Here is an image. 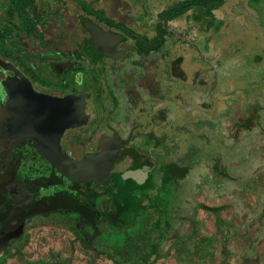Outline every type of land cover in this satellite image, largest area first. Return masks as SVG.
<instances>
[{
  "label": "rangeland",
  "instance_id": "1",
  "mask_svg": "<svg viewBox=\"0 0 264 264\" xmlns=\"http://www.w3.org/2000/svg\"><path fill=\"white\" fill-rule=\"evenodd\" d=\"M33 1L28 12L40 16L34 32L39 36L26 34L10 2L0 0L5 45L38 58L36 47L66 50L82 42L85 34L75 20L77 13L86 14L80 5ZM84 1L131 33L121 46L130 49L137 36L153 38L158 15L182 0ZM201 11L193 8L169 22L157 52L140 57L133 52L115 66L107 62L94 119L111 113L109 124L132 140L149 131L163 133V160L194 166L176 202L177 234L151 251L144 264H264V0H226L214 18L196 19ZM258 55L260 63L254 61ZM92 68L98 83L99 67ZM253 104L261 107L258 121L237 138L235 122ZM216 161L232 180L212 174ZM75 241V235L56 228L38 229L19 256L0 264H118ZM196 246H206L205 252L194 255Z\"/></svg>",
  "mask_w": 264,
  "mask_h": 264
},
{
  "label": "flooded vegetation",
  "instance_id": "2",
  "mask_svg": "<svg viewBox=\"0 0 264 264\" xmlns=\"http://www.w3.org/2000/svg\"><path fill=\"white\" fill-rule=\"evenodd\" d=\"M35 16L39 18L28 25L30 29L19 20L22 30L31 36H39L34 32L40 16L36 12L30 18ZM83 17L103 33L120 35L123 39L109 44L101 42V52L92 50ZM75 20L85 34L82 42L66 50L36 47L41 55L38 58L8 47L0 40V261L19 256L38 229L68 232L83 247V238L88 235L89 244H93L91 237L98 231L85 220L96 214L100 229L105 223L101 213L113 210L106 194L99 193L116 190L112 188L115 176L130 170L137 157V162L151 166L150 179L153 174L150 153L157 150L152 146L154 141L150 135L166 143L163 133L157 135L150 131L134 140L124 138L109 124L111 113L95 120L96 109L93 110L103 90L99 84L107 62L112 66L121 64L133 52L139 57L148 56L162 45L156 51L139 52L135 39L133 47L123 48L132 35L122 25L112 20L120 28L110 27L87 12L77 13ZM109 45L111 52L103 54ZM92 66L99 67L98 83L93 80L96 76H92ZM136 129L133 127L131 132ZM62 185L70 191H53ZM30 194L36 195V199L31 195L24 202V196ZM140 196L134 194L128 199L138 201ZM13 208V212L6 214Z\"/></svg>",
  "mask_w": 264,
  "mask_h": 264
},
{
  "label": "trees",
  "instance_id": "3",
  "mask_svg": "<svg viewBox=\"0 0 264 264\" xmlns=\"http://www.w3.org/2000/svg\"><path fill=\"white\" fill-rule=\"evenodd\" d=\"M13 8V11L19 18L22 25L25 27L39 18L35 16L30 18L27 8L33 6V0H8ZM80 4L88 13V15L96 16L100 21L105 22L110 27L120 28L112 20L104 18L100 11H93L89 4L84 0H74ZM226 0H182L169 8L163 10L158 15L159 23L156 28V34L152 39L143 37L136 38V47L139 52L156 51L165 42L167 34L166 26L169 22L174 21L186 15L193 8L202 9L201 12L195 15L196 19L214 18L215 11L220 9ZM34 20V21H33ZM30 26V25H29ZM31 27H28L30 29ZM5 35L0 34V40H4ZM256 63H260L261 56L254 58ZM261 107L253 104L247 111L246 116H240V120L235 122L233 134L238 138L241 132L252 130L253 125L258 121ZM241 115V114H240ZM153 139V145L157 150H152V159L149 161L153 167V174L150 177L146 186L138 188H123L114 194H106L109 206L113 209L111 212L106 211L101 213L100 217L105 222L100 229L97 225L100 218L96 214H91L85 220L86 223H91L97 229L98 234L92 236L93 244H89L90 236H84L83 245L85 248L94 252H100L104 256L109 257L114 263L118 264H144L145 257L153 250H157L163 245L171 235H176L177 231L174 227V219L177 214L176 202H178L180 188L182 183L189 177L194 169L193 165H182L175 159L163 160L166 155L162 144V138L156 135H150ZM148 146V145H147ZM151 146V147H152ZM148 152V149H144ZM139 157H137V160ZM137 160L132 164V168L137 165ZM131 168V169H132ZM212 174L224 179L232 180V177L226 171V168L221 162L213 163ZM122 174L115 176V181L112 188H116L121 184ZM139 192V193H138ZM141 194L139 200L132 206L126 208L118 214V207H123L124 202L131 195ZM205 209H210L214 212L220 211L219 208H209L201 205ZM215 226L218 231H222V221L217 218ZM76 231L77 227L74 228ZM93 231V233H97ZM89 232V230H88ZM193 235H196L194 231ZM211 241V240H210ZM209 241V242H210ZM206 246L194 248V255L200 256L205 252ZM1 260V259H0ZM1 262V261H0ZM29 264H45L41 262H33Z\"/></svg>",
  "mask_w": 264,
  "mask_h": 264
},
{
  "label": "water",
  "instance_id": "4",
  "mask_svg": "<svg viewBox=\"0 0 264 264\" xmlns=\"http://www.w3.org/2000/svg\"><path fill=\"white\" fill-rule=\"evenodd\" d=\"M82 22H83V26L84 28L90 33V38L88 40V45L92 50H96V51H100L102 50L100 47V43L101 42H108L109 41L111 43L113 42H119L121 41L123 38L120 35H116V36H110L107 35L106 33H103L100 29V27H98L96 24H94L90 19L88 18H81ZM107 44V46H108ZM111 45V44H110ZM109 45V46H110ZM112 47L110 46V48L107 49V51L103 52V54H108L109 51L111 52ZM101 52V51H100ZM150 171H151V166L145 164V163H141L138 162L137 165H135L132 169L128 170L127 172L123 173L121 176V184L120 186L117 187L116 190L114 191H110L107 192L106 194H114L117 193L119 190L123 189V188H138L141 187L143 185L146 184V181L149 179V175H150ZM55 193H65L67 191H70L68 188H66V186H61L56 188L55 190H53ZM99 192H97L98 194ZM49 194V193H48ZM99 194H105L103 192H100ZM34 198V200L36 199V195L34 194H30L28 196H24V202L25 200H27V198ZM28 201V200H27ZM137 200L135 198L131 199V202H129L128 200H126L124 202V206L123 207H118V214H121V212L123 210H125L126 208L132 206L134 203H136ZM23 206V205H22ZM14 208L12 210H9L6 212V214H10L11 212H13Z\"/></svg>",
  "mask_w": 264,
  "mask_h": 264
}]
</instances>
